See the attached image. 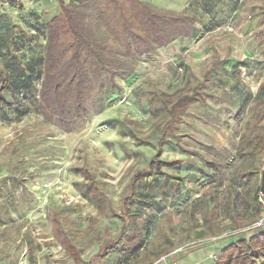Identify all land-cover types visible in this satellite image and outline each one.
<instances>
[{
    "label": "rangeland",
    "instance_id": "374dc122",
    "mask_svg": "<svg viewBox=\"0 0 264 264\" xmlns=\"http://www.w3.org/2000/svg\"><path fill=\"white\" fill-rule=\"evenodd\" d=\"M140 1L193 16L191 38L133 60L116 87L92 82L88 115L69 133L36 111L43 26L57 1L1 4L0 69L22 107L0 109V264H155L177 247V264H217L262 221L254 200L264 153L238 140L263 133L254 119L264 105V0ZM194 90L197 102L172 123L166 108ZM143 169L129 211L145 248L95 258L118 236L121 199Z\"/></svg>",
    "mask_w": 264,
    "mask_h": 264
},
{
    "label": "trees",
    "instance_id": "16d2710c",
    "mask_svg": "<svg viewBox=\"0 0 264 264\" xmlns=\"http://www.w3.org/2000/svg\"><path fill=\"white\" fill-rule=\"evenodd\" d=\"M56 1L59 14L43 26V68L36 111L65 133L73 131L78 121L88 115L85 97L92 82L99 83L102 88L100 81L105 76L111 86L116 87L115 78L122 80L135 71L133 60L165 49L177 40L190 39L195 23V18L187 13L159 10L140 0H73L67 4ZM18 10H22L21 5ZM19 33L26 41L30 40L21 31ZM107 38L116 43L114 48L108 47ZM12 39L11 31L10 41ZM19 88L0 69V109L3 106L8 109L12 104L22 107L18 102ZM5 91L12 99L11 104L4 97ZM196 96L195 90L166 108L172 123L182 122L185 109L195 101ZM259 113L255 116L254 128L255 131L263 130L262 135L242 134L238 140V146L242 148L251 139L253 154L264 153V126H261L264 105ZM239 119L238 113L234 121ZM144 170L132 177L128 193L121 199L120 214L116 215L121 220L118 236L104 244L95 258H107L117 252L124 255L142 247L144 238L136 227L140 216L131 213L129 206L136 182L143 177ZM258 192L259 188L254 200L256 204ZM257 206L261 208L259 204ZM260 227H255L254 234L249 238L238 239L223 247L217 264H264V231Z\"/></svg>",
    "mask_w": 264,
    "mask_h": 264
},
{
    "label": "crops",
    "instance_id": "0c3cea01",
    "mask_svg": "<svg viewBox=\"0 0 264 264\" xmlns=\"http://www.w3.org/2000/svg\"><path fill=\"white\" fill-rule=\"evenodd\" d=\"M177 45H178V43H177ZM180 69V68H179ZM181 70V69H180ZM180 72V71H179ZM206 79H207V77L205 76L204 77V80L203 81H206ZM195 91V90H194ZM193 92V91H192ZM196 94H197V96H198V92H197V90H196ZM190 95V94H189ZM197 96H196V98H195V101L192 103V104H194V103H196L197 102ZM191 105V104H190ZM189 105V106H190ZM188 106V107H189ZM238 114V113H237ZM236 114V115H237ZM235 117V116H234ZM233 120H234V118H233ZM210 227H209V225H205V229H209ZM209 237L210 236H204L203 238H202V243L203 244H206V243H204V242H206V240H208V241H210V239H209ZM197 242H201V239H195ZM143 248H145L144 247V243H143V245H142V247L138 250V251H136V252H134V253H138L141 249H143ZM175 250H179V252L178 253H182L183 252V250H182V248L181 247H177V248H173L172 250H168V251H164V253H163V255H161V257H159V258H163V257H166L167 256V259L165 260L166 262H171V260L172 261H174V260H176V261H178L179 260V258H181L182 256H183V254H180V255H177V256H174L175 254H173V252L175 251ZM128 253H130V252H128ZM219 253H220V251H219ZM219 253H218V255H219ZM217 255V256H218ZM173 256L175 257V258H173ZM159 260V259H158ZM157 262V261H156Z\"/></svg>",
    "mask_w": 264,
    "mask_h": 264
},
{
    "label": "built area",
    "instance_id": "2783aa9c",
    "mask_svg": "<svg viewBox=\"0 0 264 264\" xmlns=\"http://www.w3.org/2000/svg\"><path fill=\"white\" fill-rule=\"evenodd\" d=\"M31 0H0V6L2 3H17V2H30ZM179 71H181L179 69ZM257 204H259L262 208V213H263V219L262 221L256 223V226L255 227H258V226H262L264 225V195H262L261 193L258 192L257 194ZM166 257H163L161 258L158 262H156L155 264H158V263H161V264H177L175 261H171V262H166Z\"/></svg>",
    "mask_w": 264,
    "mask_h": 264
},
{
    "label": "water",
    "instance_id": "95a60500",
    "mask_svg": "<svg viewBox=\"0 0 264 264\" xmlns=\"http://www.w3.org/2000/svg\"><path fill=\"white\" fill-rule=\"evenodd\" d=\"M259 193H261L262 195H264V167H263V170L261 172Z\"/></svg>",
    "mask_w": 264,
    "mask_h": 264
}]
</instances>
